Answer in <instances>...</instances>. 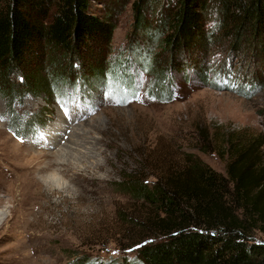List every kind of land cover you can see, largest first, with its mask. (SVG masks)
<instances>
[{"label": "rangeland", "instance_id": "1", "mask_svg": "<svg viewBox=\"0 0 264 264\" xmlns=\"http://www.w3.org/2000/svg\"><path fill=\"white\" fill-rule=\"evenodd\" d=\"M104 1L92 0L95 13L112 18L113 32L104 47L86 45L64 54L51 44H37L23 72L9 75L6 88L15 89L14 94L0 93V264H71L80 256L127 264L125 259L147 239L139 222L153 208L133 197L126 182L138 177L154 182L151 170L172 164L171 155L158 161L160 149L174 147L182 158L194 154L226 174L228 155L221 154L227 138L264 141V34L255 40L243 26L240 46L233 50L238 41L234 24L229 20L219 28L216 9L206 22L208 29L216 27L204 60L206 67L212 64V79L221 70L230 81H261L250 96L232 89L231 82L220 89L199 82L193 69L203 62L200 51L194 60H186L184 53L176 58L185 67L171 71L173 98L152 95L150 71L139 73L138 90L125 99L107 81L99 87L93 72L104 75L125 52L140 66L143 59L131 51L151 45L148 33L164 25L160 9L172 12L176 1L147 0V30L137 35L136 0ZM159 58L163 66L169 53L161 51ZM54 75L61 76L62 91L51 82ZM25 79L27 86L47 80L49 91L27 89ZM251 88L244 84L242 90ZM31 118L41 124L36 131L19 125ZM55 159L60 161L51 164ZM52 173L62 179L63 190L45 185Z\"/></svg>", "mask_w": 264, "mask_h": 264}, {"label": "trees", "instance_id": "2", "mask_svg": "<svg viewBox=\"0 0 264 264\" xmlns=\"http://www.w3.org/2000/svg\"><path fill=\"white\" fill-rule=\"evenodd\" d=\"M174 1L172 12L160 9L164 25L148 33L151 45H144L142 49L136 46L131 51L139 53L142 64L136 66V60L130 58L132 55L123 53L104 75H99V70L93 72L99 87L107 81L126 99L138 90L139 73L152 71V95L169 100L174 96L171 71L185 67L175 62L176 58L179 60L184 53L186 60H194L195 52L201 51L203 62L193 69L194 76L202 84L220 89L225 72L219 70L212 79V64L206 67L208 61H204L212 49L210 37L216 30L215 26L208 29L206 25L214 9L219 28L227 26L229 20L234 24L231 27L235 28L238 41L233 50L240 46L243 26L252 31L255 40L264 34V0ZM52 6L55 10L49 13ZM146 8L147 0H136L132 4L135 35L147 30ZM111 19L95 13L92 0H0V93L11 91L14 94L15 89L6 88L9 75L23 72V64L35 45L51 44L64 54L76 53L86 45L100 50L112 35ZM161 51L169 53V58L163 66H158ZM184 76L186 80L190 77L188 73ZM60 78L54 75L51 82L62 91ZM244 81L252 86L249 90H238L245 96L262 86L261 81ZM47 83L41 80L27 86L25 79L24 85L27 89L49 91ZM19 125L33 131L41 126L35 118ZM13 128L19 134L20 129ZM263 145L264 141L257 139L245 142L227 138L221 154L228 155L226 174L214 170L194 154H184L182 158L174 147L167 151L169 153L160 149L158 161H168L166 158L171 155L172 164L151 170L154 182L140 177L126 182L133 197L153 208L151 215L139 222L146 230L147 239L140 241L134 257L125 259L127 264H264ZM258 232L260 237H256ZM78 258L71 264H105L82 259L85 258L82 256Z\"/></svg>", "mask_w": 264, "mask_h": 264}, {"label": "bare ground", "instance_id": "3", "mask_svg": "<svg viewBox=\"0 0 264 264\" xmlns=\"http://www.w3.org/2000/svg\"><path fill=\"white\" fill-rule=\"evenodd\" d=\"M79 139H80V137H79ZM59 161H60L59 159H55L54 162L51 164L56 165L57 162H59ZM44 183L49 188V190H51V191H61L64 189V183H63L62 179L59 176H57V174H55V173L48 175L46 177ZM36 195L32 196L33 200L38 199ZM4 215L5 214L2 215V218L5 217ZM0 224H1V220H0Z\"/></svg>", "mask_w": 264, "mask_h": 264}, {"label": "built area", "instance_id": "4", "mask_svg": "<svg viewBox=\"0 0 264 264\" xmlns=\"http://www.w3.org/2000/svg\"><path fill=\"white\" fill-rule=\"evenodd\" d=\"M229 80V81H228ZM225 82H231L230 84V87L233 89V88H236V90H239L240 88H243L244 87V84L246 85V83L244 82H241V81H237V79L233 80V81H230V78H227L225 75H224V83Z\"/></svg>", "mask_w": 264, "mask_h": 264}, {"label": "clouds", "instance_id": "5", "mask_svg": "<svg viewBox=\"0 0 264 264\" xmlns=\"http://www.w3.org/2000/svg\"><path fill=\"white\" fill-rule=\"evenodd\" d=\"M236 79H237V81H238V78H236ZM245 83H246L247 86H250V84H249L248 82L245 81ZM243 88H244V87H243ZM243 88H240V89H243ZM240 89H239V90H240Z\"/></svg>", "mask_w": 264, "mask_h": 264}, {"label": "water", "instance_id": "6", "mask_svg": "<svg viewBox=\"0 0 264 264\" xmlns=\"http://www.w3.org/2000/svg\"><path fill=\"white\" fill-rule=\"evenodd\" d=\"M224 89V88H223Z\"/></svg>", "mask_w": 264, "mask_h": 264}]
</instances>
